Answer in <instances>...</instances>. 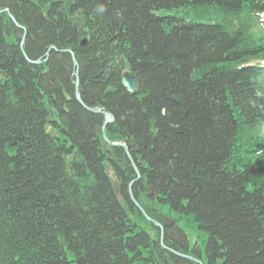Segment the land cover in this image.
Returning <instances> with one entry per match:
<instances>
[{"label":"trees","instance_id":"16d2710c","mask_svg":"<svg viewBox=\"0 0 264 264\" xmlns=\"http://www.w3.org/2000/svg\"><path fill=\"white\" fill-rule=\"evenodd\" d=\"M179 7L217 19L157 12ZM263 11L264 0H0V264H198L168 250L188 249L180 221L204 235L192 249L204 264H264ZM90 109L114 117L105 134L141 174L135 200L153 219L177 215L166 248L130 198L124 148Z\"/></svg>","mask_w":264,"mask_h":264},{"label":"rangeland","instance_id":"374dc122","mask_svg":"<svg viewBox=\"0 0 264 264\" xmlns=\"http://www.w3.org/2000/svg\"><path fill=\"white\" fill-rule=\"evenodd\" d=\"M158 13H162V14H167V15H173L175 16L177 19L181 20L184 19L186 21H197V22H204V23H210L213 21V19H217V17L213 14V13H206V14H195V10L193 9V7H179V8H174V9H167L164 11H157ZM264 19V18H263ZM177 21V20H176ZM263 134H264V129H263ZM173 216H177L175 214H173ZM180 226L183 227L188 235V242H189V246L190 249L195 247V244H198L199 247H202V240H203V234H201V232H198L194 229L193 226L187 225L186 222L181 221L180 222Z\"/></svg>","mask_w":264,"mask_h":264},{"label":"water","instance_id":"95a60500","mask_svg":"<svg viewBox=\"0 0 264 264\" xmlns=\"http://www.w3.org/2000/svg\"><path fill=\"white\" fill-rule=\"evenodd\" d=\"M22 41H23V39H22ZM72 58H73V62H74V64H76L75 58H74V57H72ZM29 61H30V60H29ZM30 62H32V61H30ZM77 83H78V80L76 81V85H75V96H76L77 98H79V92H78V88H77ZM121 85L124 86V87H126V89H127L128 92H130V93H132V94H135V93H136V85H135V81H134V77H133L132 73L125 72V73L122 74ZM97 112H98V111H97ZM105 116H106V120H105V122H104L102 128H104V127H105L110 121L113 120V116L111 115V113H109V112H105ZM103 137H104L105 141L109 143V141L107 140V138H106V136H105L104 134H103ZM111 144H112V145H116L117 143H111ZM119 145L125 147V151H126L127 155H128L129 157H131L130 154H128L129 152H128V149H127V147L125 146V144H119ZM133 168H134V170H135V173H136L137 179L140 178V173L138 172V170L135 168V166H134ZM130 186H131V185H130ZM147 196H148L149 198H151V197H152V193L148 194ZM131 199H132V201L134 202V204L136 205V207H137V208L141 211V213L144 215V217H145L146 219H148V220H151V219L149 218V216L146 214V212H145V211L142 209V207L137 203V201L134 199V197H133L132 195H131ZM154 223H155V225L159 226L160 229H161V231H162L163 227H162L161 225H159L158 223H156V222H154ZM161 243H162V241H161ZM162 244H163V243H162ZM176 254H178V255H180V256H182V257H184V258H190L188 255H185V254H180V253H176ZM198 262H199V264H203V263L200 262V261H198Z\"/></svg>","mask_w":264,"mask_h":264},{"label":"bare ground","instance_id":"6f19581e","mask_svg":"<svg viewBox=\"0 0 264 264\" xmlns=\"http://www.w3.org/2000/svg\"><path fill=\"white\" fill-rule=\"evenodd\" d=\"M75 61H76V59H75ZM73 64H74V62H73ZM74 67H75V69H77V67H78V63H77V61H76V64H74ZM113 116V115H112ZM114 118V117H113ZM128 149V148H127ZM129 152V151H128ZM128 154H130V152L128 153ZM128 156V155H127ZM128 158L130 159V162H131V164H132V168L135 166V168L137 169V166H136V164H135V162H134V160L132 159V157H129L128 156ZM138 170V169H137ZM139 172V171H138ZM140 177H141V174H140ZM140 178H138L137 179V176L134 178V179H132L130 182H129V184H128V192H129V194H130V198H131V195H132V192H131V187H132V185L135 183V182H137V180H139ZM131 185V186H130ZM133 196V195H132ZM134 197V196H133ZM135 199V198H134ZM132 200V199H131Z\"/></svg>","mask_w":264,"mask_h":264}]
</instances>
